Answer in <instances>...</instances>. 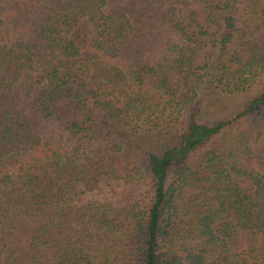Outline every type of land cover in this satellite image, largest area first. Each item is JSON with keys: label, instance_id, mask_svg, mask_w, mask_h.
Returning <instances> with one entry per match:
<instances>
[{"label": "trees", "instance_id": "16d2710c", "mask_svg": "<svg viewBox=\"0 0 264 264\" xmlns=\"http://www.w3.org/2000/svg\"><path fill=\"white\" fill-rule=\"evenodd\" d=\"M0 264H264V0H0Z\"/></svg>", "mask_w": 264, "mask_h": 264}, {"label": "rangeland", "instance_id": "374dc122", "mask_svg": "<svg viewBox=\"0 0 264 264\" xmlns=\"http://www.w3.org/2000/svg\"><path fill=\"white\" fill-rule=\"evenodd\" d=\"M79 27L83 29L89 35L91 39L93 38L94 36L93 26L88 20L86 19L81 20L79 23ZM88 50L89 49H87V51H84V53H88Z\"/></svg>", "mask_w": 264, "mask_h": 264}]
</instances>
